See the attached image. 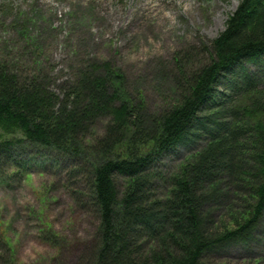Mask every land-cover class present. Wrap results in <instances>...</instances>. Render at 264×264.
Wrapping results in <instances>:
<instances>
[{"label":"trees","instance_id":"16d2710c","mask_svg":"<svg viewBox=\"0 0 264 264\" xmlns=\"http://www.w3.org/2000/svg\"><path fill=\"white\" fill-rule=\"evenodd\" d=\"M25 25L19 54L32 68L0 55V178L44 162L24 146L70 162L63 186L95 222L76 264H219L215 254L232 246L256 258L252 233L264 224V0H240L196 61L174 58L167 76L175 96L156 113L107 60L80 61L55 90ZM182 148L190 151L176 173L154 168ZM41 225L54 242L50 224ZM1 229L0 264H13Z\"/></svg>","mask_w":264,"mask_h":264},{"label":"rangeland","instance_id":"374dc122","mask_svg":"<svg viewBox=\"0 0 264 264\" xmlns=\"http://www.w3.org/2000/svg\"><path fill=\"white\" fill-rule=\"evenodd\" d=\"M240 0H0V55L32 68L19 53V26H27L43 51V68L53 87L69 79L80 61H110L133 90L144 92L148 110L158 112L175 96L167 72L174 58L201 57L225 28ZM32 49V48H31ZM250 67V66H249ZM162 77V79H161ZM167 98V99H166ZM102 123L96 134L101 133ZM44 162H28L26 174L8 171L0 178V224L13 264H76L90 248L95 222L73 203L65 169L70 162L50 150L24 146ZM190 149L163 155L154 168L166 177L176 173ZM28 161V159H27ZM167 188V187H166ZM166 188L160 186V192ZM52 227L54 242L42 228ZM253 254L240 246L215 254L219 264H243L250 257L264 264V224L252 233Z\"/></svg>","mask_w":264,"mask_h":264}]
</instances>
